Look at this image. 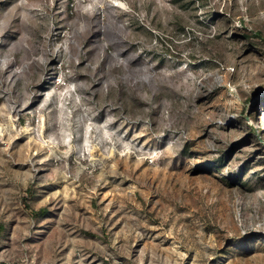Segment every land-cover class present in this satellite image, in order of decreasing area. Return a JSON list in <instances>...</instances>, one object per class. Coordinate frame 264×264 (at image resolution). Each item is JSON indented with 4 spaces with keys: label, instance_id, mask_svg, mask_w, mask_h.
<instances>
[{
    "label": "rangeland",
    "instance_id": "obj_1",
    "mask_svg": "<svg viewBox=\"0 0 264 264\" xmlns=\"http://www.w3.org/2000/svg\"><path fill=\"white\" fill-rule=\"evenodd\" d=\"M0 128V264H264V0H0Z\"/></svg>",
    "mask_w": 264,
    "mask_h": 264
},
{
    "label": "trees",
    "instance_id": "obj_2",
    "mask_svg": "<svg viewBox=\"0 0 264 264\" xmlns=\"http://www.w3.org/2000/svg\"><path fill=\"white\" fill-rule=\"evenodd\" d=\"M252 129H254L253 127H252ZM42 212H45V208H39L37 211H36V213H42Z\"/></svg>",
    "mask_w": 264,
    "mask_h": 264
},
{
    "label": "bare ground",
    "instance_id": "obj_3",
    "mask_svg": "<svg viewBox=\"0 0 264 264\" xmlns=\"http://www.w3.org/2000/svg\"><path fill=\"white\" fill-rule=\"evenodd\" d=\"M2 132H3V131H2V128H0V134H3Z\"/></svg>",
    "mask_w": 264,
    "mask_h": 264
}]
</instances>
